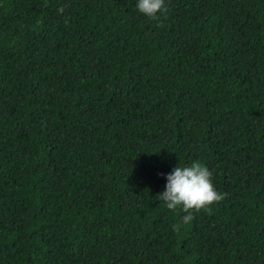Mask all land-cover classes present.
<instances>
[{
    "label": "trees",
    "instance_id": "1",
    "mask_svg": "<svg viewBox=\"0 0 264 264\" xmlns=\"http://www.w3.org/2000/svg\"><path fill=\"white\" fill-rule=\"evenodd\" d=\"M134 4L0 0V264H264V0Z\"/></svg>",
    "mask_w": 264,
    "mask_h": 264
},
{
    "label": "clouds",
    "instance_id": "2",
    "mask_svg": "<svg viewBox=\"0 0 264 264\" xmlns=\"http://www.w3.org/2000/svg\"><path fill=\"white\" fill-rule=\"evenodd\" d=\"M134 7L138 13L150 19L156 18L164 10L163 0H135ZM162 175L164 184L163 190L157 193L158 199L168 210L181 209L184 213L180 216L182 222H188L193 211L221 199L222 194L214 188L210 179V170L198 160L175 164Z\"/></svg>",
    "mask_w": 264,
    "mask_h": 264
}]
</instances>
